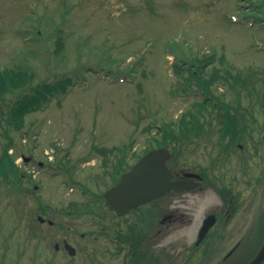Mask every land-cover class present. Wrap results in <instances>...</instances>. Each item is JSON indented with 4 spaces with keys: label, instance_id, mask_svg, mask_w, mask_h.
<instances>
[{
    "label": "rangeland",
    "instance_id": "obj_1",
    "mask_svg": "<svg viewBox=\"0 0 264 264\" xmlns=\"http://www.w3.org/2000/svg\"><path fill=\"white\" fill-rule=\"evenodd\" d=\"M239 11L234 0H0V68L26 65L33 72L31 85L70 80L65 98L59 100L55 94L43 109L26 114L20 130L5 127L6 104L14 94L0 101V153L8 134L17 165L25 173L34 169L30 174H36L35 180L24 183L23 188L31 190L26 193L13 192L0 182V264H44L51 255L47 243L55 240L45 236L62 230L59 223L74 227L73 218L66 217L74 214L68 212L72 209H67V203L76 198L78 189L62 184L67 175L61 168L65 156L74 155L70 157L74 164L103 146L140 154L154 140L151 135L156 129H146L151 123L161 126L175 120L183 109L194 111L193 102L203 97L194 82L185 91L182 79L172 71L178 56L190 61L213 53L214 63L205 66L208 70L212 66L233 72L252 69L263 76L264 50L252 43L254 35L264 41V29L226 18ZM36 30H41L39 35ZM58 35L63 36L61 47L56 44ZM129 69L134 76L130 83L102 78L108 70L130 74ZM210 87L224 101L241 105L249 134L233 142L222 161L217 160L220 143L215 129L181 148L171 146L173 162L205 172L211 183L220 172L229 181L230 172L246 156L251 163L244 160L257 172L264 166L261 105L239 85L232 90L218 81ZM206 116L215 118L213 113ZM51 148L52 156H58L51 167L64 175L49 172L54 178L49 177L47 170L26 165L22 159L31 155L35 161L44 160V150ZM40 203L50 206L42 216L56 225L37 220Z\"/></svg>",
    "mask_w": 264,
    "mask_h": 264
},
{
    "label": "flooded vegetation",
    "instance_id": "obj_2",
    "mask_svg": "<svg viewBox=\"0 0 264 264\" xmlns=\"http://www.w3.org/2000/svg\"><path fill=\"white\" fill-rule=\"evenodd\" d=\"M231 138L224 136L228 145H219L217 160L227 156ZM92 154L75 157L74 164L67 156L61 168L85 186L99 188L108 178L105 190L140 157L127 151ZM244 158L229 181L220 172L211 183L205 172L197 171L199 183L188 182L187 189L171 190L122 215L107 207L99 191L79 189L80 197L67 203L74 214L66 217L75 225L58 224L62 230L45 236L55 240L47 243L51 255L44 264H248L264 246V166L254 172ZM39 163V168L51 165ZM27 164L33 167V159ZM170 168L172 179H190L186 173L192 170L174 162Z\"/></svg>",
    "mask_w": 264,
    "mask_h": 264
},
{
    "label": "trees",
    "instance_id": "obj_3",
    "mask_svg": "<svg viewBox=\"0 0 264 264\" xmlns=\"http://www.w3.org/2000/svg\"><path fill=\"white\" fill-rule=\"evenodd\" d=\"M250 4L254 5L248 8ZM243 11L247 16L253 17L258 26L264 28V0H246V3L243 4ZM38 33L36 30L35 35H39ZM56 38L58 39L56 40L57 47L63 46V36L58 35ZM56 51L55 53H57ZM143 57V55L139 56L138 61L141 60L142 62ZM212 60L213 53L207 54L204 59L202 57L201 59L194 58L195 63L190 64L188 68L175 67L178 74L182 75V73L187 72L188 78L193 77L195 83L203 91V98L200 102H194L196 107L194 112L183 113L177 124H162L158 129L159 133L168 138V142L175 147L186 144V136L212 134L216 128H221L225 136L228 134L237 135L238 131L235 129L238 124L235 123V120L244 119V114L240 111L241 105L238 102L236 105L225 102L220 96L215 95L210 87L214 82L225 83L232 90L237 89V85L244 87L249 95L254 94L256 96L257 103H260L264 108V74L261 77L258 70L249 69L248 72L236 70L233 72L228 68L221 70L215 66L207 70L205 66ZM130 71L132 69H129L128 72ZM183 78L184 80L188 79L185 76ZM32 79L33 72L26 65L15 64L0 68V101H3L7 94H14L13 99L6 104L8 111L4 117L5 127L13 126L16 130H20L26 114L43 109L55 94L57 97H63L67 91L66 85L70 83L68 78H64L60 82H40L31 85ZM260 79L262 84L259 83L258 85ZM26 89L29 90L25 92ZM59 100L62 99L59 98ZM206 112L213 113L215 115L213 119L222 122L213 125L211 120H207ZM200 120L203 122L199 123ZM7 136L9 137L8 141L3 144L0 153V182L18 187L21 183L22 170L15 163L14 156L9 153L13 140L8 134ZM157 142L158 144H166V140Z\"/></svg>",
    "mask_w": 264,
    "mask_h": 264
},
{
    "label": "water",
    "instance_id": "obj_4",
    "mask_svg": "<svg viewBox=\"0 0 264 264\" xmlns=\"http://www.w3.org/2000/svg\"><path fill=\"white\" fill-rule=\"evenodd\" d=\"M170 156V152L165 147L148 151L104 193L109 207L118 213H123L140 203L161 196L172 188L178 189L182 184L184 185V181L170 180L171 172L166 166V160ZM263 249L264 247L256 260L264 255Z\"/></svg>",
    "mask_w": 264,
    "mask_h": 264
}]
</instances>
